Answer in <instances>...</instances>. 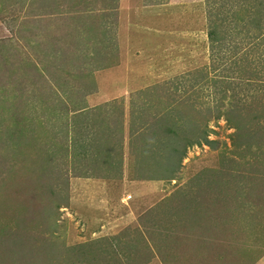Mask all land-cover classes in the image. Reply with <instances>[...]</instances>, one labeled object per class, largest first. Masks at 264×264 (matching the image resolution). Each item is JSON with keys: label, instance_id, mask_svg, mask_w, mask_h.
<instances>
[{"label": "rangeland", "instance_id": "1", "mask_svg": "<svg viewBox=\"0 0 264 264\" xmlns=\"http://www.w3.org/2000/svg\"><path fill=\"white\" fill-rule=\"evenodd\" d=\"M245 1L0 0V264L264 256V22L242 20ZM168 106L207 118L213 142L189 145L173 179L149 178L134 147L149 153ZM228 107L247 120L238 132ZM100 136L117 168L88 151Z\"/></svg>", "mask_w": 264, "mask_h": 264}, {"label": "trees", "instance_id": "2", "mask_svg": "<svg viewBox=\"0 0 264 264\" xmlns=\"http://www.w3.org/2000/svg\"><path fill=\"white\" fill-rule=\"evenodd\" d=\"M262 1L264 0H261V2ZM256 2L257 4L259 3V1L257 0H255L254 3H252L251 1H247V0L244 2V6L242 7L243 9L242 20L243 21L251 23L254 20L257 21L261 19L264 22V13H259L258 11L259 5L258 6L255 5ZM230 13L235 18V21H238L239 19L241 20L240 11H236V9H230ZM261 25L262 23L255 22L256 30L254 29V34L255 35L258 34L262 38L264 37V31H263L264 28H261ZM218 26H219V31L221 33L220 37H223L226 34V29L223 27L222 22H220L219 24L217 23V24H213L209 26L207 29V35L210 39V42L212 43V46L214 44H217V42H219V36L217 34ZM263 26H264V23H263ZM246 33H247V39H249L252 36V34H250L249 30H247ZM262 60L263 59H260V61ZM234 62L237 65V71L241 72L238 66L244 67L243 62L240 61L239 63V61L236 62V60ZM206 75L207 74H205V76ZM247 76L249 78H256L259 75L250 73V74H247ZM206 79L208 80V76H206ZM180 101L177 104L181 103ZM174 103L175 102L173 101L172 105L176 107V104ZM170 106H168L167 110H163L162 114H160L161 116H157V118L156 116L153 118L151 117L150 122L157 125L158 128H157V131L154 132V138H153L154 139L153 143L154 142L156 143L154 145L149 146V153L147 154L146 149L145 148L142 149V146L139 147V149L134 147V151H135L134 156H136L135 161L137 163L146 162L145 166L147 170L153 169V168H156L158 170V172L155 175L150 176L149 178L159 179V178L167 177L168 180L173 179V176H174L173 173L177 170L182 157L186 153V148L189 145L194 144V143H201L202 141L206 143L213 142L212 140L207 139L206 137L207 130L204 127L206 125L207 118L204 119V117H202V120L199 122L200 124H196L195 126H192V125H189V122L192 123V121H190L189 118L185 117L186 122H184L183 117L179 115L180 110L176 109L175 114H173L172 113L173 109ZM237 112L238 110L234 108L232 109V107H228L223 111V115L227 122H231V121L233 122L232 124L236 126V129L238 132L242 127L245 126V123L247 120H244L245 117H241L240 119H238L239 113ZM168 119H170L171 122L168 121ZM104 120L105 118L100 117L98 122L104 123L105 122ZM97 125L98 124H96V121L93 122L91 125L93 126L92 130L95 129ZM24 127H25V124H24ZM186 127H188V129ZM94 132L99 135L98 127L94 130ZM133 134L135 135V133ZM135 136L137 137V135ZM93 140H94V136H93ZM159 144L162 146V148L161 147L159 148L158 146ZM90 145H91V148L88 151L91 150L93 153H97L99 155L95 159V161H98V163H105L104 167H106L107 169H113V168L118 167L120 161L116 163L114 159L116 155H113L111 153L112 150L109 151L110 155L108 151L106 152V149L103 147V145L107 146V144L101 138V136H100L98 144L97 143L95 144L94 142L93 143L90 142ZM156 149H160L159 154L157 153L158 150ZM141 155L144 156V159H142ZM159 158H161V160L163 159L161 164L159 163ZM163 162H165L166 164H163ZM112 163L114 164L116 163V165H113ZM58 204L59 203H57L56 201L54 202V204L51 206V209L49 210V212H51L53 216L52 214H50V218H46V221H49L52 224L55 223L54 215H56L55 211L57 209Z\"/></svg>", "mask_w": 264, "mask_h": 264}, {"label": "crops", "instance_id": "3", "mask_svg": "<svg viewBox=\"0 0 264 264\" xmlns=\"http://www.w3.org/2000/svg\"><path fill=\"white\" fill-rule=\"evenodd\" d=\"M260 261H264V256H263L262 258H260V259L258 260V262L255 263V264H258Z\"/></svg>", "mask_w": 264, "mask_h": 264}]
</instances>
